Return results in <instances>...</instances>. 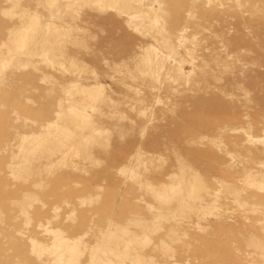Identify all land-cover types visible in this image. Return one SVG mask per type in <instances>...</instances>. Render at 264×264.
I'll use <instances>...</instances> for the list:
<instances>
[{"label":"rangeland","instance_id":"374dc122","mask_svg":"<svg viewBox=\"0 0 264 264\" xmlns=\"http://www.w3.org/2000/svg\"><path fill=\"white\" fill-rule=\"evenodd\" d=\"M0 264H264V0H0Z\"/></svg>","mask_w":264,"mask_h":264},{"label":"bare ground","instance_id":"6f19581e","mask_svg":"<svg viewBox=\"0 0 264 264\" xmlns=\"http://www.w3.org/2000/svg\"><path fill=\"white\" fill-rule=\"evenodd\" d=\"M99 1H100V0H99ZM35 20H36V19H35ZM28 27H29V26H28ZM22 34H23V33H22ZM22 37L25 38L24 36H22ZM18 40H19V39H18ZM146 56H147V55H146ZM154 58H155V55H154ZM156 58H158V57H156ZM150 59H151V58L149 57L148 60H150ZM146 60H147V59H146ZM146 60H145V61H146ZM148 60H147V62H148ZM155 60H156V59H155ZM150 61L152 62V60H150ZM147 62H145V63H147ZM156 62H157V60H156ZM153 63H155V61H154ZM153 63H152V64H153ZM148 65L150 66V63H149V62H148ZM93 95H94V94H93ZM94 96H95V95H94ZM94 96H93V97H94ZM72 110H73V109H72ZM72 110H71V111H72ZM75 110H76V109H75ZM78 112H79V111H78ZM73 113H74V112H73ZM74 114H75V113H74ZM80 114H81V113H79V115H80ZM75 115H76V114H75ZM79 115H77V116H79ZM79 117H80V116H79ZM82 122H83V121H82ZM86 124H87V122H86ZM179 185H180V184H179Z\"/></svg>","mask_w":264,"mask_h":264}]
</instances>
